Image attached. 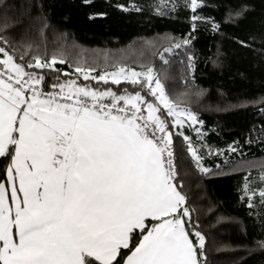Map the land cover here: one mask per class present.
Returning <instances> with one entry per match:
<instances>
[{"label": "snow or ice", "instance_id": "1", "mask_svg": "<svg viewBox=\"0 0 264 264\" xmlns=\"http://www.w3.org/2000/svg\"><path fill=\"white\" fill-rule=\"evenodd\" d=\"M164 6L176 7L160 0L157 14ZM185 6L195 31L204 2L185 0ZM120 7L141 11L134 3ZM7 43L0 35V44ZM0 54V264H202L197 249L205 238L193 231L194 243L186 229L191 214L178 190L173 137L188 143L203 172L210 169L200 164L191 138L172 129L187 122L200 134L195 126L203 121L169 99L160 73L151 65L138 72L117 64L90 76L95 67H75L84 81L123 80L133 88L117 92L62 82L60 75L69 74L55 66L63 56L37 53L24 63L3 46ZM45 70L57 73L47 91ZM259 179L264 184V172ZM249 185L246 176L248 206L257 195L264 203V187Z\"/></svg>", "mask_w": 264, "mask_h": 264}, {"label": "trees", "instance_id": "2", "mask_svg": "<svg viewBox=\"0 0 264 264\" xmlns=\"http://www.w3.org/2000/svg\"><path fill=\"white\" fill-rule=\"evenodd\" d=\"M172 2L175 10L164 6L161 15L160 0H0V28L7 26L0 35L8 41L0 46L24 63L37 53L63 56L55 66L69 74L60 75L62 82L117 92L133 88L84 81L75 67H95L99 75L117 64L137 71L153 66L170 100L203 121L200 134L188 125L172 129L191 138L200 164L210 169L203 172L188 143L173 137L178 190L191 214L186 229L194 243L193 231L205 238L198 258L202 264H264V203L257 195L250 208L244 192L246 176L250 188L264 187V0H203L196 13L204 19L195 31L185 0ZM133 3L141 11L120 7ZM184 39L190 43L174 47ZM45 71L47 91L57 73ZM2 169L0 161V179Z\"/></svg>", "mask_w": 264, "mask_h": 264}, {"label": "rangeland", "instance_id": "3", "mask_svg": "<svg viewBox=\"0 0 264 264\" xmlns=\"http://www.w3.org/2000/svg\"><path fill=\"white\" fill-rule=\"evenodd\" d=\"M112 71H114V70H111V71H108V72L111 73ZM136 71H137V70H136ZM75 72H76V71H75ZM138 72H139V71H138ZM76 74L79 75L80 73H77V72H76ZM129 74H130V73H129ZM80 75H81V74H80ZM81 76H82V75H81ZM90 76H96V73H94V71H93V72L90 73ZM82 77H83V76H82ZM82 79H83V78H82ZM78 81H79V80H78ZM79 82H80V81H79ZM109 82H111V80H109ZM122 82H126V81H123V80H122ZM122 82H121V83H122ZM169 99H170V98H169ZM176 106H178V105H176ZM162 107H163V106H162ZM178 108H179V109H184L185 107L178 106ZM191 112H192V111H191ZM192 113H193V112H192ZM196 116H197V115H196ZM197 118H198V117H197ZM198 120H199V119H198ZM185 125H188V123L186 122ZM185 125H184V126H185ZM200 126H201V125H196L195 127H200Z\"/></svg>", "mask_w": 264, "mask_h": 264}]
</instances>
